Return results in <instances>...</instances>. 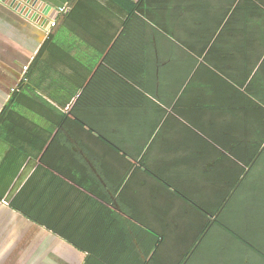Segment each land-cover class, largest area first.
Returning <instances> with one entry per match:
<instances>
[{
    "label": "crops",
    "instance_id": "crops-1",
    "mask_svg": "<svg viewBox=\"0 0 264 264\" xmlns=\"http://www.w3.org/2000/svg\"><path fill=\"white\" fill-rule=\"evenodd\" d=\"M28 1L0 0V116L42 98L2 122L0 264H189L212 233L264 264L229 215L263 165L264 0Z\"/></svg>",
    "mask_w": 264,
    "mask_h": 264
},
{
    "label": "rangeland",
    "instance_id": "rangeland-1",
    "mask_svg": "<svg viewBox=\"0 0 264 264\" xmlns=\"http://www.w3.org/2000/svg\"><path fill=\"white\" fill-rule=\"evenodd\" d=\"M262 163V167L252 175L256 185L253 187L250 184L246 185V195L249 196L246 198L247 201L236 212L229 213L235 223L239 225L236 226L238 227V232L236 233L240 238L242 236L239 233L243 232L240 227L242 225L247 228L248 233L250 231L257 233L258 230L263 231L264 228V157ZM254 216L256 217L255 219L253 218ZM242 220L246 222L242 223ZM249 225H252L253 229ZM242 235L244 234L242 233ZM224 237L218 238L215 233L209 235L207 241L195 252L189 264H227L232 261V258L235 257L234 251L238 252V247L241 248L242 241L239 238L236 240L229 235H224ZM226 244L229 249L223 248ZM236 258L238 259V254H236Z\"/></svg>",
    "mask_w": 264,
    "mask_h": 264
},
{
    "label": "trees",
    "instance_id": "trees-1",
    "mask_svg": "<svg viewBox=\"0 0 264 264\" xmlns=\"http://www.w3.org/2000/svg\"><path fill=\"white\" fill-rule=\"evenodd\" d=\"M53 37H54V33L50 35L48 40L51 42L53 40ZM39 93L40 92H39L38 86L35 83L31 82L29 77H28V82H24V81L21 82L19 87L16 90H14L12 94V98L10 99L9 103L7 104V106L5 107L4 111L2 112L0 116V130L2 129V124H3L2 122L3 120H5L7 116H20L21 113H19L18 108L28 105L25 107L28 108L29 111L30 110L38 111L37 107L34 109L33 107H29L31 105L28 102L32 101V102L37 103L38 100L42 101V98L40 97ZM47 111H49V109H47ZM43 114L50 115V112L49 113L46 112ZM63 115L69 117L66 114H63ZM154 255H155V251H154Z\"/></svg>",
    "mask_w": 264,
    "mask_h": 264
},
{
    "label": "built area",
    "instance_id": "built-area-1",
    "mask_svg": "<svg viewBox=\"0 0 264 264\" xmlns=\"http://www.w3.org/2000/svg\"><path fill=\"white\" fill-rule=\"evenodd\" d=\"M67 12V8H63V9H60L59 10V14L60 15H63V14H65ZM57 24H58V22L57 21H52V23L50 24V27H49V29H48V33H51V31H53L56 27H57ZM27 69V68H26ZM25 69V70H26ZM13 92H14V90H13Z\"/></svg>",
    "mask_w": 264,
    "mask_h": 264
},
{
    "label": "water",
    "instance_id": "water-1",
    "mask_svg": "<svg viewBox=\"0 0 264 264\" xmlns=\"http://www.w3.org/2000/svg\"><path fill=\"white\" fill-rule=\"evenodd\" d=\"M23 3H26L25 0H23ZM30 3H31V0H29V1L27 2V4H30ZM36 4H37V2H35V3L33 4V7H35ZM20 5H21V4H20ZM19 7H20V6H19ZM40 8H41V7H39L38 10H39ZM46 12H47V9H45L43 13L46 14Z\"/></svg>",
    "mask_w": 264,
    "mask_h": 264
}]
</instances>
